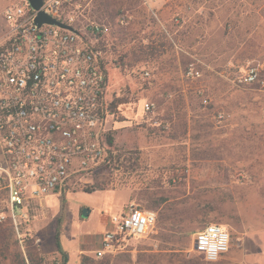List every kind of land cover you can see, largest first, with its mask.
<instances>
[{
    "label": "rangeland",
    "instance_id": "374dc122",
    "mask_svg": "<svg viewBox=\"0 0 264 264\" xmlns=\"http://www.w3.org/2000/svg\"><path fill=\"white\" fill-rule=\"evenodd\" d=\"M16 1L0 0V43L8 29L4 11ZM110 1L117 3L112 15L102 0H93L90 13L112 30L96 43L108 79L103 158L74 168L61 193L28 203L34 239L22 247L7 227L0 264H59L54 226L61 213L68 264H81L80 256L87 264H264L248 248L253 236L242 248L239 242V196L264 174V0ZM250 67L257 81L241 83ZM190 68L199 75L188 76ZM132 203L156 214L155 227L99 258L114 216ZM210 223L232 237L230 252L213 263L193 247Z\"/></svg>",
    "mask_w": 264,
    "mask_h": 264
},
{
    "label": "built area",
    "instance_id": "2783aa9c",
    "mask_svg": "<svg viewBox=\"0 0 264 264\" xmlns=\"http://www.w3.org/2000/svg\"><path fill=\"white\" fill-rule=\"evenodd\" d=\"M43 1L41 10L64 27L38 26L37 11L18 0L4 11L8 29L0 43V225L9 222L22 247L34 239L28 203L61 193L74 168L97 166L103 158L108 115L107 72L96 43L111 34L110 24L90 20L93 0ZM197 75L189 69L188 76ZM257 79L258 70L250 67L239 81ZM145 107L152 112L155 106ZM113 222L115 230L96 251L99 258L148 235L157 216L132 203ZM231 243L225 227L210 223L195 235L193 247L213 263L230 252Z\"/></svg>",
    "mask_w": 264,
    "mask_h": 264
},
{
    "label": "crops",
    "instance_id": "0c3cea01",
    "mask_svg": "<svg viewBox=\"0 0 264 264\" xmlns=\"http://www.w3.org/2000/svg\"><path fill=\"white\" fill-rule=\"evenodd\" d=\"M259 182L256 186H243L244 191L239 196V214L242 228L239 242L242 248L249 242L248 238L253 236L248 248L256 249L260 257L264 258V174ZM237 197L236 195L235 200H237ZM7 227H11L9 222L0 225L2 236L5 231L10 230ZM11 229L13 230L12 227Z\"/></svg>",
    "mask_w": 264,
    "mask_h": 264
},
{
    "label": "trees",
    "instance_id": "16d2710c",
    "mask_svg": "<svg viewBox=\"0 0 264 264\" xmlns=\"http://www.w3.org/2000/svg\"><path fill=\"white\" fill-rule=\"evenodd\" d=\"M102 6H103V9H104V12H107L109 15H112V10L111 7H117V3L114 1L113 3L110 1V0H102ZM116 11H114L115 13ZM115 16H114V20H115ZM116 21V20H115ZM116 109V105L115 104H111L110 106V111L113 112V110ZM108 144L109 146H112L113 145V138L108 135ZM86 192H94L95 190L94 189H86L85 190ZM163 202V199H161L160 201L157 202V205H161ZM196 207H198L197 209L200 210L199 208L201 207L202 208V205H197ZM153 208V207H152ZM150 209V208H148ZM199 219L203 220L202 218H205V215L203 213H201L199 211V215H198ZM64 214L61 213L57 219H56V224L54 226V238H55V243H56V247L58 249V252L59 254L61 255L62 257V260L59 264H68L69 261H70V256H69V253L64 249L63 245H62V234H63V222H64ZM79 260H80V263L81 264H87V260H88V257H85V256H80L79 257Z\"/></svg>",
    "mask_w": 264,
    "mask_h": 264
},
{
    "label": "water",
    "instance_id": "95a60500",
    "mask_svg": "<svg viewBox=\"0 0 264 264\" xmlns=\"http://www.w3.org/2000/svg\"><path fill=\"white\" fill-rule=\"evenodd\" d=\"M28 1L30 2L33 9L37 11L36 23L38 26H42L43 24H53V25H59L61 27L65 26L41 10L44 4L43 0H28Z\"/></svg>",
    "mask_w": 264,
    "mask_h": 264
}]
</instances>
